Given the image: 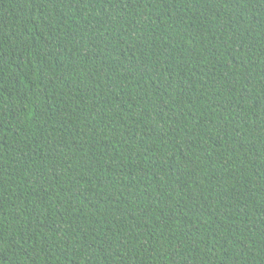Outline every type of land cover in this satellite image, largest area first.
<instances>
[{
    "label": "trees",
    "instance_id": "obj_1",
    "mask_svg": "<svg viewBox=\"0 0 264 264\" xmlns=\"http://www.w3.org/2000/svg\"><path fill=\"white\" fill-rule=\"evenodd\" d=\"M0 264H264V0H0Z\"/></svg>",
    "mask_w": 264,
    "mask_h": 264
}]
</instances>
